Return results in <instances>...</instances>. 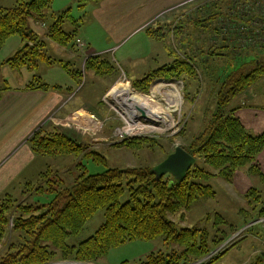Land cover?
Masks as SVG:
<instances>
[{
    "label": "trees",
    "instance_id": "1",
    "mask_svg": "<svg viewBox=\"0 0 264 264\" xmlns=\"http://www.w3.org/2000/svg\"><path fill=\"white\" fill-rule=\"evenodd\" d=\"M53 1L15 0L13 6L0 5V47L11 36H17L23 42L22 47L6 58L4 63L14 68L24 66L32 70L40 64L58 61L49 54L47 42L31 28V20L46 24L45 36L49 40L62 46H74L76 31H66L62 27L70 17L69 9L56 13L50 10ZM230 10L231 13L236 11ZM240 13L242 16L234 18L232 15L221 22L229 30L228 33L246 41H256L262 35L264 37V15L260 14L261 11L249 9ZM258 27L259 33L255 34L254 28ZM146 33L151 38L159 39L154 31L147 30ZM214 54L217 53L214 51ZM254 54L253 60L234 67L220 81L211 117L203 130L194 135L184 148L197 158V162L181 182L169 174L157 179L151 166L108 167L102 154L91 150L87 143L73 138L51 122L35 130L27 139L35 154L76 157L69 168L71 172H68L72 174V181L68 182L60 170L47 168L35 182H26L21 194L14 196L4 193L0 196V244H4L0 251V264H63L54 263L59 260H67L66 264L94 263L110 249L125 242L157 237L162 238L164 248L149 253L136 264H186L207 255L223 238L217 234L213 236L210 226H183L171 215L189 210L192 203L201 197H213L215 192L207 183L213 177L230 181L236 171L245 166L251 173H257L254 161L264 148V131L257 135L248 132L234 115V108L229 107L236 95L264 75V49L260 54ZM105 56L93 54L86 57L84 69L99 76L116 74L117 66ZM59 62L68 68V61ZM195 69L188 59L175 57L172 62L133 81V86L138 91L146 92L156 78L196 76ZM81 74L80 68L70 70L77 84H80ZM35 87L47 89L49 85L37 76L26 84V88ZM152 143H155L154 140L149 138L127 139L121 145L136 150ZM84 158L102 163L106 169L90 173L83 163ZM125 193L127 197L122 201ZM44 194L50 196L47 201L37 198ZM263 195L254 187L243 195L252 205L261 203L259 214L262 216ZM99 209L104 210L102 224L78 244H69L67 239L76 235ZM215 217L213 226L217 227L223 218L219 213ZM8 231L10 237L7 242L4 238ZM228 247L197 264H214ZM252 264H256V261Z\"/></svg>",
    "mask_w": 264,
    "mask_h": 264
},
{
    "label": "rangeland",
    "instance_id": "2",
    "mask_svg": "<svg viewBox=\"0 0 264 264\" xmlns=\"http://www.w3.org/2000/svg\"><path fill=\"white\" fill-rule=\"evenodd\" d=\"M91 2L93 1L54 0L50 10L58 13L68 8L70 17L62 25L63 29L66 31L78 29L77 31L81 35L87 33L94 37L93 35L96 33L100 34L104 31L101 27L89 24L87 14L91 10ZM254 2V0L249 2L247 0H182L159 11L135 30H133L137 27L135 25L140 24L146 17V11L142 16L134 17L132 14V22L127 23L129 27L132 25V34H127L117 47V51H111L112 48L104 52L101 51V53L107 52L105 59L117 66L114 75L116 81L109 88L104 89L103 87L105 84L103 82H108L109 78L105 77L106 81H98L102 79V76L84 69L86 57L79 53V68L82 72L79 81L82 84H78L72 95L74 96L73 99L68 103L70 111L65 122H69L70 126L67 128L78 137L79 141L87 143L91 150L102 154L108 167H153L161 162L168 153L172 152L175 146L187 147L191 138L203 130L211 117L216 106V91L220 81L234 67L239 66L244 61L253 60L255 58L254 53L260 54V51L264 49L263 35L256 41H246L240 39L239 36H231L228 33L229 30L221 24L223 20L229 19L232 15L234 18L242 16L240 12L246 10L248 7L246 4ZM14 3L15 0H0V5L5 7L13 6ZM230 8L236 11L233 10L231 13ZM197 20L201 22H197ZM147 30L154 31L159 39L149 37L146 33ZM16 38L14 36L10 39ZM113 41L111 46L119 43ZM13 42L9 41L8 44ZM220 47L222 48L219 49ZM47 50L50 51L49 48ZM214 51L217 54H214ZM1 52H4V49ZM94 53H98V51L91 52L87 56ZM125 54L128 58L122 60L121 57H124ZM175 57L188 59L196 67V76L186 77L185 75L172 79L156 78L149 84L146 92L138 91L133 86V81L163 64L172 62ZM115 59H118L119 63L127 69L132 66V73L128 72L127 75V72H124L125 69L122 66L120 68ZM73 67V69L78 68L75 65ZM4 71L5 69L0 67V86L2 85V87L5 85L2 78L8 80L9 87H13L29 73L28 68L25 67H20V71L17 68H10L8 72ZM35 72L46 75L42 79L44 83L49 85L53 81L47 78V67L40 66V69ZM157 82L160 84L159 86L162 84V87L157 90L152 89ZM125 83L133 91L150 96L160 109L158 114L162 118L158 123L146 120L142 115L138 118L139 123L143 126L154 129L137 130L138 132L135 130V133L124 130L127 122L124 118L125 115L121 112L119 102L121 99L117 98L116 90ZM169 84H173L178 91V104H170L168 101L170 100L169 90L171 88ZM261 88H264V75L236 95L229 107H232L239 97L251 93L255 95L253 100H264V97L257 99V94ZM96 95H99L98 99L95 98ZM77 99L83 100L78 103L79 100ZM102 107L104 115L100 118L96 116L99 118L98 120L91 111ZM101 117L104 119L102 120ZM48 122L51 121H46L44 126ZM147 138L153 139L155 143L152 145L145 144L136 150L121 145L123 140ZM74 158L76 157L73 155H59L47 157V161L53 168L58 167L57 170L62 167L63 170H60L62 176L69 182L72 181V174H69L71 169L69 168L75 161ZM62 159L64 162H61ZM83 163L90 173H97L106 169L104 164L92 161L90 158H84ZM32 181L35 182L33 178ZM207 183L212 186L215 192L213 197H201L192 203L189 210L175 213L171 215V218L183 226H210L213 236L217 234L218 237L223 238L222 242L213 246L207 255L186 264L204 262L234 243L215 262V264H232L248 252L249 246L253 242L252 235L261 234L263 231L264 216L259 214L262 205L260 202L254 205L248 203L244 196L231 191L233 185H229V183L227 185L225 179L213 177ZM18 194L19 192L16 191L13 195L17 196ZM126 197L127 193L122 196V201ZM37 198L47 201L50 196L44 194ZM217 213L221 214L223 222L214 227L213 222ZM103 221L104 210L99 209L86 221L76 235L67 239V242L78 244L92 235ZM217 228L220 231L216 230ZM9 233L10 231L6 234L4 241H9ZM262 233L264 235V231ZM3 245L0 244V251ZM163 248L164 243L161 237L152 240L128 241L110 249L105 256L96 262L84 264H136L137 261L145 259L149 253ZM215 250L218 252L208 256ZM55 263L66 264L68 262L61 260V262L56 261Z\"/></svg>",
    "mask_w": 264,
    "mask_h": 264
},
{
    "label": "crops",
    "instance_id": "3",
    "mask_svg": "<svg viewBox=\"0 0 264 264\" xmlns=\"http://www.w3.org/2000/svg\"><path fill=\"white\" fill-rule=\"evenodd\" d=\"M179 1L182 0H96L91 2V10L87 14L90 21L89 24L101 27L104 32L96 33V36L93 35L94 37H92L87 33L81 35L77 31L78 29H74L76 36L87 45L83 51L76 49L75 45L73 47L62 46L49 40L45 36L46 24L31 20V28L38 32L47 42V48L50 50L49 54L58 61L40 64L32 70L28 68V75L13 87H9L8 80L2 78L5 85L4 87L0 86V196L4 193L14 194L16 191L21 194L20 192L25 183L32 182V178L36 180L44 169L52 168L57 170L56 168L58 167L53 168L49 164L47 156L35 154L27 143L29 136L46 121L50 120L51 123L59 126L73 138L79 140L67 128L70 126L69 122H65V118L69 116L70 111L68 103L73 99L74 96L72 95L78 87V84L70 75V70L74 68V65L79 68V55L82 53L86 57L91 52H104L111 48V51H117V47L126 38L127 34H132V25L130 27L127 25L128 22H132V14L134 17L142 16L146 11V19L144 18L138 24L139 26L135 25L137 26L133 29L135 30L159 11ZM11 37L0 47V67L5 69L4 72H8L10 68L14 69V67L4 63V60L23 45L19 37L16 36L17 40H12L10 39ZM112 40H114V43H119L111 46ZM9 41L14 42L8 44ZM3 49L4 52H1ZM104 54L107 55L108 53ZM127 58L126 54L121 57L122 60ZM59 60L68 61V68L67 66L64 67ZM115 60L121 68L122 65L119 60ZM40 66L47 67V78L53 81L47 89L39 87L26 88V84L32 81L34 77L40 76L41 79L46 77L42 73L38 74L35 72L40 69ZM122 67L125 69L124 72H127V75L132 73V66L129 67L130 69ZM21 68H24V66ZM17 70L20 71V67ZM114 75L115 73L113 76H102V79L98 80L106 81L105 77L109 78L108 82H103L105 83L103 84L104 89L109 88L116 81ZM254 96L251 93L250 95L239 97L238 100H235L236 102H232V108H234V115L240 120L245 129L251 134L257 135L264 131V100H253ZM262 97H264V88H261L257 94V99ZM95 98L98 99L99 95H96ZM77 100L80 103L83 99ZM91 112L98 120L100 116L104 115L103 107ZM101 119L103 120L104 118L101 117ZM61 162H64V159ZM254 163L258 168L257 173H251L248 171V166H245L238 169L230 181L226 180L227 185L228 183L233 185L231 191L238 192V194L243 196L249 188L254 187L264 193V148L257 154ZM59 170H63L62 167ZM262 232L261 234L252 235L253 242L249 246L248 252L244 257L235 260L232 264H252L254 261H256V264H264V235ZM58 262H61V260Z\"/></svg>",
    "mask_w": 264,
    "mask_h": 264
},
{
    "label": "bare ground",
    "instance_id": "4",
    "mask_svg": "<svg viewBox=\"0 0 264 264\" xmlns=\"http://www.w3.org/2000/svg\"><path fill=\"white\" fill-rule=\"evenodd\" d=\"M159 85L160 84L158 82L155 83L153 85L154 88L152 89L157 90L159 87H162V84L161 86ZM170 86V100L168 101L170 104H178V91L177 89H175L173 84H171ZM116 91L118 93L117 98L121 99L119 100L121 105V112L125 115L124 118L127 122V126L124 128L125 131H132L133 133H135V130L136 132H138L141 130L143 131L144 129H154L153 127L143 126L141 123H139L138 118H140L141 112L144 113L143 116L146 120L153 121L155 123L161 121L162 117H160V114H158L160 109H158V106L154 103L150 96L148 97L146 95H142L133 91L126 83L121 85V87L118 88Z\"/></svg>",
    "mask_w": 264,
    "mask_h": 264
},
{
    "label": "water",
    "instance_id": "5",
    "mask_svg": "<svg viewBox=\"0 0 264 264\" xmlns=\"http://www.w3.org/2000/svg\"><path fill=\"white\" fill-rule=\"evenodd\" d=\"M143 114L141 112L142 116ZM195 161L196 158L192 154L181 146H175L174 150L167 154L161 162L153 166L151 171L157 179L169 174L174 180L181 182L185 179L188 170L193 166Z\"/></svg>",
    "mask_w": 264,
    "mask_h": 264
},
{
    "label": "built area",
    "instance_id": "6",
    "mask_svg": "<svg viewBox=\"0 0 264 264\" xmlns=\"http://www.w3.org/2000/svg\"><path fill=\"white\" fill-rule=\"evenodd\" d=\"M250 0H247V2H249ZM255 2L254 3H249V4H246L248 7H246V10L245 11H247V10H249V9H258L259 11H261V15H264V10L262 9V7H264V0H254ZM259 30H260V28L258 27V28H254V31H255V34H258L259 33ZM75 44H76V46L78 47V48H84L85 46H86V44H85V42L83 41V40H81V39H79V38H76V40H75ZM216 252H218V251H214V252H212L210 255H208V256H211L212 254H214V253H216ZM207 256V257H208ZM206 257V258H207Z\"/></svg>",
    "mask_w": 264,
    "mask_h": 264
}]
</instances>
